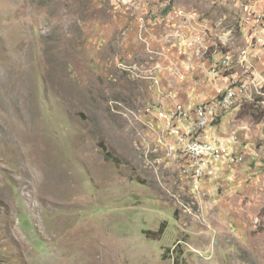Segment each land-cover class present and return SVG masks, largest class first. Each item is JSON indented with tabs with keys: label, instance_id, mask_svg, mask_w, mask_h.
Masks as SVG:
<instances>
[{
	"label": "rangeland",
	"instance_id": "1",
	"mask_svg": "<svg viewBox=\"0 0 264 264\" xmlns=\"http://www.w3.org/2000/svg\"><path fill=\"white\" fill-rule=\"evenodd\" d=\"M259 3L0 0V264H264Z\"/></svg>",
	"mask_w": 264,
	"mask_h": 264
},
{
	"label": "built area",
	"instance_id": "2",
	"mask_svg": "<svg viewBox=\"0 0 264 264\" xmlns=\"http://www.w3.org/2000/svg\"><path fill=\"white\" fill-rule=\"evenodd\" d=\"M249 23L251 24L252 27H254V28H252L253 31H254L253 32V36L256 37V39L253 40L254 45L257 44V46L259 47L262 44V38L263 37L262 36H258L256 34V22H249ZM258 50H260V49H254V51H256V52ZM256 52H254V53L256 54ZM223 61H225V58H223ZM179 105L180 104H178L177 107L175 108L176 109V113H178V106ZM162 118H166V115L162 114ZM186 126L187 125L184 124V119H183V126L180 127V132H181V130H186ZM196 136H198V135L196 134ZM218 149H223V147L219 148L218 146H216L215 149L196 150V148L190 147V146L187 145V143H185V152H184L183 156L193 155V153H196V152H205L207 154H210V155L214 156L216 150H218ZM190 170H199V171H201V177L207 175V165L205 163L193 162V168H187V173H189ZM199 179L200 178H198L197 180H199ZM197 180H195V181H197Z\"/></svg>",
	"mask_w": 264,
	"mask_h": 264
},
{
	"label": "bare ground",
	"instance_id": "3",
	"mask_svg": "<svg viewBox=\"0 0 264 264\" xmlns=\"http://www.w3.org/2000/svg\"><path fill=\"white\" fill-rule=\"evenodd\" d=\"M264 29V27H263ZM190 147L196 148V150H205V149H213L212 143H209L208 141H199V142H193L192 144L189 145ZM193 158H205L211 156L210 154H207L205 152H196L193 153V155H190Z\"/></svg>",
	"mask_w": 264,
	"mask_h": 264
},
{
	"label": "trees",
	"instance_id": "4",
	"mask_svg": "<svg viewBox=\"0 0 264 264\" xmlns=\"http://www.w3.org/2000/svg\"><path fill=\"white\" fill-rule=\"evenodd\" d=\"M222 115V114H221ZM220 115V116H221ZM219 116V117H220ZM219 117H218V119H219ZM104 153H105V155H106V157L108 158V159H112V153L109 151V150H107V149H104Z\"/></svg>",
	"mask_w": 264,
	"mask_h": 264
},
{
	"label": "crops",
	"instance_id": "5",
	"mask_svg": "<svg viewBox=\"0 0 264 264\" xmlns=\"http://www.w3.org/2000/svg\"><path fill=\"white\" fill-rule=\"evenodd\" d=\"M259 4H257L258 5V9L260 10H264V0H259ZM255 54V53H254Z\"/></svg>",
	"mask_w": 264,
	"mask_h": 264
}]
</instances>
